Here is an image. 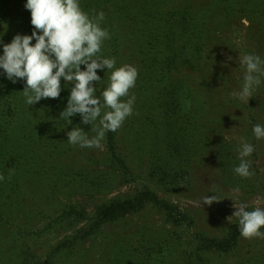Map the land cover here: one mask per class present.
<instances>
[{
  "label": "trees",
  "instance_id": "16d2710c",
  "mask_svg": "<svg viewBox=\"0 0 264 264\" xmlns=\"http://www.w3.org/2000/svg\"><path fill=\"white\" fill-rule=\"evenodd\" d=\"M16 2L20 16L3 23L10 25L14 21V29L3 37L5 43L17 33H31L25 0ZM80 2L90 16L101 11L105 14L101 27L109 31L110 39L104 42L101 54L115 58L117 68L133 66L138 80L132 92L136 97L133 115L118 132L107 133L102 141V157L88 162L99 166L100 172L93 173L88 168L78 171L69 168L63 172L65 168H59L60 174L68 177L70 186H67L75 192L100 195L117 174L133 181L136 169L131 165V156L136 155L147 163L144 181L175 192L184 188L192 171L210 157L215 161L223 185L233 190L239 186L244 195L255 191L264 193V139L256 140L252 132L253 125L264 124V84L249 100L233 97L232 93L242 86L244 69L239 62L226 63L227 57L232 61L237 54L246 51L264 58V0ZM0 3L3 10L9 0ZM242 31L252 46L250 50L245 51L241 45V49L236 50L233 44L235 39L243 38L232 33ZM99 74L103 80L98 90L107 86L110 72ZM62 87V100H41L28 107L22 85L12 84L0 75V173L7 177L0 182V200L5 192L18 188L9 179V172L16 176L20 171L21 144L18 148L17 132L21 110L27 107L35 115L39 114L34 120L36 123L48 120L52 126L50 144L54 146L55 157L61 149L71 151L73 146L67 142L66 133L73 127L83 129L90 137L95 135L92 125H83L79 115L72 118L73 123L67 127L59 118L71 90L68 82L63 84L62 81ZM230 130L237 134L230 138L222 136ZM212 132L220 133L221 140L215 143ZM241 139L255 145V152L247 158L255 172L254 178L241 179L233 173L240 162L237 148ZM147 206L167 212L175 223L186 222L184 214H175V206L159 200L149 186H145L131 199L110 200L94 207L91 229L101 230L106 223ZM72 212L86 219L76 209ZM237 229L232 228L227 245L235 243ZM205 245L223 247L220 242L209 239L205 240Z\"/></svg>",
  "mask_w": 264,
  "mask_h": 264
},
{
  "label": "rangeland",
  "instance_id": "374dc122",
  "mask_svg": "<svg viewBox=\"0 0 264 264\" xmlns=\"http://www.w3.org/2000/svg\"><path fill=\"white\" fill-rule=\"evenodd\" d=\"M16 1L9 0L0 10V25L20 16ZM13 23L0 27V32L5 28L11 32ZM232 35L243 38L233 41L236 50L240 45L245 51L251 49L244 31ZM245 54L247 51L237 54L232 61L227 57L226 63L239 64ZM36 117L39 114L27 107L21 110L17 132L20 171L9 177L18 188L5 192L0 200V264H264V239L241 237L238 218L232 216L235 202L247 203L249 211L264 208V193L244 195L223 185L213 158L196 167L185 187L175 192L144 181L147 163L136 155L131 156L135 180H124L117 174L100 195L75 192L59 168L64 167L63 172L69 168L100 172L99 166L88 162L102 157L104 144L101 149H61L55 157L50 144L52 126L46 119L34 122ZM236 134L230 130L222 136L230 138ZM212 136L215 143L221 140L220 133L212 132ZM175 166H179L177 161ZM145 186L159 200L175 206V214H184L186 222L175 223L167 212L147 206L106 223L101 230L91 229L94 207L110 200L131 199ZM215 194L217 202L203 205L204 197ZM73 209L86 219L73 213ZM235 226V243L227 245ZM207 239L216 240L223 247L207 248Z\"/></svg>",
  "mask_w": 264,
  "mask_h": 264
},
{
  "label": "clouds",
  "instance_id": "9594fccd",
  "mask_svg": "<svg viewBox=\"0 0 264 264\" xmlns=\"http://www.w3.org/2000/svg\"><path fill=\"white\" fill-rule=\"evenodd\" d=\"M24 9L30 13L31 33H17L5 43L7 29L0 32V75L12 84L22 85L28 107L41 100H62V81L68 82L71 90L59 118L67 127L79 115L83 125H92L95 135L90 137L83 129L73 127L66 133L67 142L80 148L101 149L107 133L118 132L134 113L136 97L132 92L137 70L131 65L117 68L115 58L101 54L104 42L110 39L109 31L101 27L103 11L90 16L80 0H25ZM240 64L243 83L232 96L244 101L264 84V58L248 53ZM99 72H110V76L107 86L98 90L103 80ZM252 132L256 140L264 139V124L253 125ZM255 150L254 144L241 139L237 148L240 162L233 168L241 179L255 175L247 159ZM5 179L0 173V182ZM234 191L239 193L240 187ZM217 201L216 194L207 195L202 203L211 206ZM248 207L245 202L234 203L232 216L238 218L240 235L249 240L264 239V208L249 211Z\"/></svg>",
  "mask_w": 264,
  "mask_h": 264
}]
</instances>
